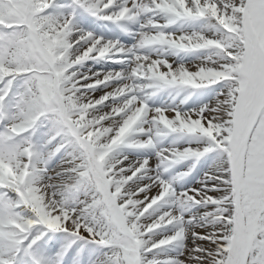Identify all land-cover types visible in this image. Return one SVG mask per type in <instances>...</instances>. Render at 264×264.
I'll return each instance as SVG.
<instances>
[{
  "label": "snow or ice",
  "instance_id": "obj_1",
  "mask_svg": "<svg viewBox=\"0 0 264 264\" xmlns=\"http://www.w3.org/2000/svg\"><path fill=\"white\" fill-rule=\"evenodd\" d=\"M0 264H264V0H0Z\"/></svg>",
  "mask_w": 264,
  "mask_h": 264
}]
</instances>
